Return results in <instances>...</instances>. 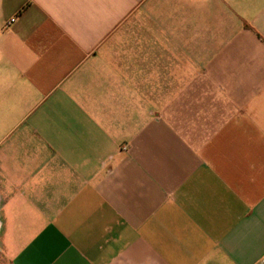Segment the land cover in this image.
Here are the masks:
<instances>
[{
    "label": "crops",
    "instance_id": "crops-1",
    "mask_svg": "<svg viewBox=\"0 0 264 264\" xmlns=\"http://www.w3.org/2000/svg\"><path fill=\"white\" fill-rule=\"evenodd\" d=\"M263 261L264 0H0V264Z\"/></svg>",
    "mask_w": 264,
    "mask_h": 264
},
{
    "label": "built area",
    "instance_id": "built-area-1",
    "mask_svg": "<svg viewBox=\"0 0 264 264\" xmlns=\"http://www.w3.org/2000/svg\"><path fill=\"white\" fill-rule=\"evenodd\" d=\"M123 150H124V151H126V150H127V148L125 147V148H123Z\"/></svg>",
    "mask_w": 264,
    "mask_h": 264
},
{
    "label": "rangeland",
    "instance_id": "rangeland-1",
    "mask_svg": "<svg viewBox=\"0 0 264 264\" xmlns=\"http://www.w3.org/2000/svg\"><path fill=\"white\" fill-rule=\"evenodd\" d=\"M261 264H264V261H263V263H261Z\"/></svg>",
    "mask_w": 264,
    "mask_h": 264
}]
</instances>
